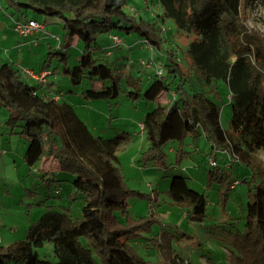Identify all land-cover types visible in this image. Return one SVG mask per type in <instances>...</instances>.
<instances>
[{"label":"trees","instance_id":"obj_1","mask_svg":"<svg viewBox=\"0 0 264 264\" xmlns=\"http://www.w3.org/2000/svg\"><path fill=\"white\" fill-rule=\"evenodd\" d=\"M4 1L9 8L40 13L61 27L60 70L75 85L84 79L99 81L97 88L81 92L87 100L108 101L122 91L119 74L91 53L101 49L111 56L123 44L113 46V30H135L152 48L163 51L165 60L157 68L160 73L156 70L148 87L142 90L131 80L132 88L126 91L132 104L147 102L140 124L148 146L139 162L163 161L162 147L169 141L182 144L189 133L194 142L205 137L210 152L223 154L221 166L215 158L209 160L213 169L208 180L218 184V201L226 210L229 192L237 183L230 180L228 168L233 162L251 165L254 153L264 148V35L248 29L243 16L247 7L264 4V0H153L161 8V22L172 19L181 35L193 37L184 62L178 59L176 48H164L166 39L158 25L125 10L128 0ZM107 33L111 43L104 48L97 40ZM75 39L84 51L76 65L68 66V49ZM192 72L200 78L199 90L187 87ZM27 78L13 63L0 64V107L10 112L6 124L12 132L19 128L16 133L28 141L24 162L30 167L41 162L45 172L52 167L73 175L75 192L85 196V204L76 220L71 218L70 207L62 206L30 222L23 240L0 245V264L18 260H28V264H154L129 243L149 229L154 217L133 219L127 211L126 199L135 191L128 187L117 156L128 139L127 132L112 138L95 135L72 104L49 93L48 80L33 83ZM220 80L227 83L232 101L230 131L220 123L216 102ZM176 152L179 156L180 150ZM246 194L244 231L237 236L243 258L236 264H264V181L249 186ZM74 195L68 197L73 200ZM180 197L192 208L194 218L205 216L204 194ZM116 212L125 219H119ZM49 241L57 262L31 254L32 247Z\"/></svg>","mask_w":264,"mask_h":264},{"label":"rangeland","instance_id":"obj_2","mask_svg":"<svg viewBox=\"0 0 264 264\" xmlns=\"http://www.w3.org/2000/svg\"><path fill=\"white\" fill-rule=\"evenodd\" d=\"M125 10L135 14L137 19L143 18L158 25L162 37L166 39L164 48H176L178 59L184 62V53L193 37L181 35L172 19L161 22L158 17L161 8L156 2L128 0ZM243 16L248 29L264 35V4H251ZM19 17L22 21L35 18L40 23L46 20V33L20 35L14 30L13 23ZM51 21L40 13L9 8L4 0H0V64L10 62L37 73L44 66L51 72L47 76L49 93L60 95L62 100L72 104L95 135L112 138L127 132L126 143L117 150L121 173L128 187L135 191L126 199L127 211L133 219L154 217L147 231H140L138 236L129 239L133 249L154 264L239 262L243 256L237 245V236L244 231L246 192L249 186L264 181V148L254 153L251 165L233 162L228 168L231 171L230 180L237 183L229 192L225 211L218 201V184L215 181L210 184L208 180V172L213 169L209 160L215 158L221 166L223 154L221 151L210 152V144L205 137L199 136L194 142L189 133L182 144L169 141L162 147L163 161L142 165L139 158L148 145L140 123L147 102L141 100L132 104L126 97V91L132 88L129 85L131 80L142 90L148 87L157 68H161L165 60L163 51L154 46L152 48L135 30L130 33L113 30L112 34L121 37L123 44L113 49L111 56L101 49H93L91 53L100 62L112 67L116 75L119 74L122 91L117 98L108 101L87 100L81 92L97 88L99 81L84 79L75 85L60 70L62 64L58 60L60 50L57 45L58 38H63L62 30ZM108 34L97 40L102 47L110 42ZM50 51L56 54L50 56ZM83 51V44L75 39L68 49L67 65H76ZM49 56L50 59H47ZM200 86V78L192 72L187 87L199 90ZM217 88L220 123L224 130L230 131V91L223 80L218 81ZM9 113L6 108L0 107V245L4 246L23 240L30 222L38 220L45 212L69 206L71 218L76 220L85 204V196L75 192L73 175L52 167L45 172L41 169V162L31 167L24 162L28 141L16 133L19 128L12 132L6 124ZM74 193L71 200L68 195ZM180 194L206 196L205 216L201 220L194 218L192 208L180 200ZM115 215L125 219L121 212ZM81 240L86 242L84 238ZM31 254L51 262L58 261L51 241L42 247H32ZM8 264H28V260L10 261Z\"/></svg>","mask_w":264,"mask_h":264},{"label":"built area","instance_id":"obj_3","mask_svg":"<svg viewBox=\"0 0 264 264\" xmlns=\"http://www.w3.org/2000/svg\"><path fill=\"white\" fill-rule=\"evenodd\" d=\"M13 23H14V30L17 31L22 36H29L34 32L46 33L45 25L43 23H40L36 19H29L27 21L13 20ZM110 38L112 40L113 46H119L122 44V40L119 36L112 34ZM22 72L28 78L34 79L35 81H39L42 83H45L47 81V76L51 73L49 72V70L46 69L37 73L28 68L22 69ZM157 72L160 73L159 70H157ZM4 153L5 152H1V154ZM212 164H214L213 161Z\"/></svg>","mask_w":264,"mask_h":264},{"label":"crops","instance_id":"obj_4","mask_svg":"<svg viewBox=\"0 0 264 264\" xmlns=\"http://www.w3.org/2000/svg\"><path fill=\"white\" fill-rule=\"evenodd\" d=\"M32 19H35V18H32ZM107 39L110 40V39H109V36L107 37ZM110 43H111V42H109V41L106 42L105 45H104V48L107 47V46H109ZM21 69H22V68H21ZM42 70H43V69L40 68L39 72L42 71ZM27 79L30 80V81H32L33 83L36 82L34 79H31V78H27ZM48 85H49V83H47V86H48ZM45 86H46V85H45ZM142 133H143V131H142ZM143 135H144V133H143Z\"/></svg>","mask_w":264,"mask_h":264}]
</instances>
